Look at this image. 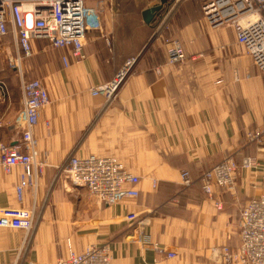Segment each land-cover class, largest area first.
Segmentation results:
<instances>
[{
  "label": "crops",
  "instance_id": "0c3cea01",
  "mask_svg": "<svg viewBox=\"0 0 264 264\" xmlns=\"http://www.w3.org/2000/svg\"><path fill=\"white\" fill-rule=\"evenodd\" d=\"M202 1L86 0L82 59L32 41L23 78L42 80L50 98L33 128L43 166L21 198L15 186L24 169L1 173L0 207L31 208L40 225L31 232L0 227V264H51L69 248L101 243L110 246L111 264H223L218 250L238 246L240 209L262 191L264 149L249 144L247 134L264 130V75L235 27L204 19ZM167 38L181 41L183 62H168ZM3 44L0 78L8 94L0 98V139L16 144L24 129L23 88L7 53L18 48L12 33ZM133 57V71L110 102L91 94ZM89 154L114 156L138 175L139 195L108 206L73 186L59 167ZM228 156H255L260 167L240 169L234 188L216 187L211 199L201 175ZM133 212L143 224L125 219Z\"/></svg>",
  "mask_w": 264,
  "mask_h": 264
},
{
  "label": "built area",
  "instance_id": "2783aa9c",
  "mask_svg": "<svg viewBox=\"0 0 264 264\" xmlns=\"http://www.w3.org/2000/svg\"><path fill=\"white\" fill-rule=\"evenodd\" d=\"M201 7L204 19L211 26L235 27L239 43L252 57L259 73L264 75V0H203ZM87 20L86 0H0V50L6 36L12 33L18 52L16 55L7 53V59L22 80L24 126L18 143L9 144L0 139V174H9L17 166L24 169L15 186L19 198L27 187L36 185L37 171L43 166L37 160L38 141L33 128L39 122L41 111L50 102L42 80L23 78L22 58L32 55L31 43L34 39H44L54 48L68 50V54L75 59L84 58ZM165 44L170 64L186 59L180 40L167 38ZM137 60V57L129 59L110 82L93 87L91 94L103 96L110 102L133 71ZM63 62L65 65L69 64L66 55L63 56ZM7 94V83L0 78V98ZM247 139L249 144H256L259 149H264V130L248 132ZM259 167L260 162L255 156H244L240 162L232 156L225 157L202 173V190L212 199L216 187L226 190L234 188L240 169ZM59 169L73 186L86 188L91 195L108 206L117 204L125 197L139 195V176L128 171L114 156L73 155ZM182 179L186 186L193 183L188 171L182 172ZM261 182V193L248 200L240 209L238 246L231 248L225 245L218 250L223 264H264V172ZM217 207L221 209L222 205L218 202ZM46 215L49 219L47 225H52L54 213ZM138 217L139 213L133 212L127 214L125 219L143 224ZM39 225L31 208L0 207L1 228H18L31 232ZM167 255L173 257L175 253L169 252ZM111 259L109 244L101 243L89 245L82 252L69 248L66 257L51 264H111Z\"/></svg>",
  "mask_w": 264,
  "mask_h": 264
}]
</instances>
